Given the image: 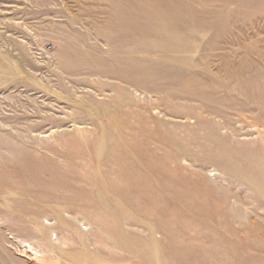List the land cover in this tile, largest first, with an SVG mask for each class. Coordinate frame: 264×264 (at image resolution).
<instances>
[{"label": "rangeland", "instance_id": "obj_1", "mask_svg": "<svg viewBox=\"0 0 264 264\" xmlns=\"http://www.w3.org/2000/svg\"><path fill=\"white\" fill-rule=\"evenodd\" d=\"M0 264H264V0H0Z\"/></svg>", "mask_w": 264, "mask_h": 264}]
</instances>
